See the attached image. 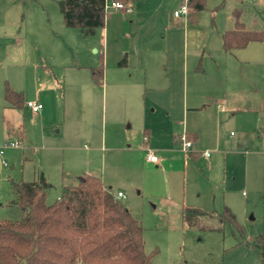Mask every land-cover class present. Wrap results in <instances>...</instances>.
<instances>
[{
  "label": "rangeland",
  "instance_id": "obj_1",
  "mask_svg": "<svg viewBox=\"0 0 264 264\" xmlns=\"http://www.w3.org/2000/svg\"><path fill=\"white\" fill-rule=\"evenodd\" d=\"M60 1L0 0V146L14 140L8 124L23 125L28 135L19 148L6 150L8 166L0 167V220L19 216L9 206V178L30 182L44 173L53 185L46 201L53 204L63 186L76 184L85 171L123 176L135 186L121 201L144 228L145 252L157 251L154 264H260L255 238L264 232V40L236 52L239 65L225 53L220 33L234 28L240 10L247 29L264 34V0H206L197 15L201 26L211 27L202 50L215 55L220 71L205 57L201 71L188 77L187 93L181 85L166 92L142 88L140 95L124 85L130 73L116 58L109 56L107 66L98 33L85 37L65 28ZM177 1L153 0L163 4L167 21L183 4ZM147 18L143 33L154 23ZM129 28L131 34L142 30ZM95 62L103 65L105 82L117 80V92L93 84ZM6 85L44 110L6 109ZM210 93L213 100L205 105ZM195 105L204 110H188ZM220 105L224 112H217ZM144 128L151 130L149 147L158 157L162 148H179L175 135L189 131L199 135L196 150L209 158L193 162L180 151L166 153V165L148 166L140 150ZM183 205L217 213L227 206L237 225L207 217L187 227Z\"/></svg>",
  "mask_w": 264,
  "mask_h": 264
},
{
  "label": "trees",
  "instance_id": "obj_2",
  "mask_svg": "<svg viewBox=\"0 0 264 264\" xmlns=\"http://www.w3.org/2000/svg\"><path fill=\"white\" fill-rule=\"evenodd\" d=\"M59 5L67 28L91 36L105 26L106 0H61ZM205 6L206 0L188 2L195 11ZM240 15V10L234 12L236 28L222 34L228 53L264 40L263 32L247 29ZM103 76V65L92 69L96 85L102 84ZM4 99L12 109L25 107L24 94L9 85ZM9 186L13 195L9 206L19 216L0 220V264H154L157 251L145 252L142 224L99 177L86 176L76 185L63 186L61 197L53 204L46 201L53 185L43 173L31 182L9 178ZM207 217H217L223 226L237 225L228 207L222 213L189 206L182 209V221L190 228ZM255 246L260 264H264V232L255 238Z\"/></svg>",
  "mask_w": 264,
  "mask_h": 264
},
{
  "label": "crops",
  "instance_id": "obj_3",
  "mask_svg": "<svg viewBox=\"0 0 264 264\" xmlns=\"http://www.w3.org/2000/svg\"><path fill=\"white\" fill-rule=\"evenodd\" d=\"M112 1L118 2L116 0H106L105 26L101 29L96 30V32L93 35H96V33H98L99 37L101 38V42H102L101 46L104 50L102 56L104 58L106 57L107 66H108L109 56H111L112 58H116L118 60V66L120 68H125L129 70L130 74L129 76H127L128 80L125 81L126 83L124 85L131 92L140 95L142 94L141 91L142 88H145L146 91L162 90L166 92V88L172 90L173 89L180 90L182 85L183 90H185V93H187L188 91L187 89L189 87L188 77L190 78V76H192L193 74H197L201 71V61L205 60V57L213 61L217 67V71H220L221 63H219V61L216 60L215 55H213V53L210 51L206 53L204 49L202 50V48H204V44H206V40L211 30V27L210 26L203 27V25L201 26L200 22L197 20V15L201 11H195L193 8H190L189 14L187 16L176 17L174 15V12L181 8V7L180 8L176 7L173 11V15L169 17V20L167 21L166 16L164 15V13H162L161 10L163 7L162 3L156 4L155 2H153V0H149L147 2H141L139 0H128L125 3L124 2H120V3L127 5L131 9L130 13L120 12L112 9V13L107 14V7L108 5H110ZM180 1L183 3L182 5H184L185 3L188 4L189 2V0H180ZM178 2L179 0L177 1V3ZM148 15L154 18L152 19L154 23L151 25L152 28H148L147 26V30L148 29L149 30L146 33L145 32L143 33L142 31H145L144 27L146 26L148 21L149 23L151 22L150 20L151 18L149 19L147 18ZM62 19H63V15H62ZM129 19L131 20L130 22H128ZM234 24L235 25L233 29H229L226 31L234 30L236 28V23L234 22ZM137 25L140 26L139 29H142L141 32L131 34V32L129 31L130 30L129 27L132 26L133 29L136 31ZM204 28L206 29L205 34L203 33ZM226 31L224 32L222 31L220 33L222 47H223L222 34L225 33ZM82 35L84 34L82 33ZM110 40L112 41L111 43L116 42L114 46L111 45L112 47H110L109 45ZM250 45H248L244 49H238L231 53H228L225 50L224 51L227 55H229L232 59H234V61H237L239 65H243L242 64L243 62H241L240 59L237 57L236 52L243 51L247 49ZM123 60H125V65L121 66L120 62H122ZM93 64L94 67H90L91 73H92V69L101 66L100 63L95 62ZM231 66L235 67V64H233L232 62ZM220 76L221 75H219V77ZM104 82H105V71H104L102 84L96 85L94 81L93 84L97 87L101 86L102 89L105 90H107L109 87H112L115 89L114 92L118 91L117 89L119 83H117V80L108 81V78L106 77L105 84ZM216 90L218 91L219 89ZM146 91H144L145 94ZM213 96L214 94L210 93L204 97L205 105L209 100H213L212 99ZM185 101H187V99H185ZM214 102L217 103L216 101ZM25 103L24 105L25 107H27ZM224 103H227L226 99H224ZM185 108H188L186 102H185ZM6 109H12V108L8 107L7 105ZM28 109L34 115H38L41 113L42 110H44V107L39 112H34L30 108ZM188 110L201 111L204 110V105L201 106L195 105V107H191V109ZM225 110L226 109L225 107H223V105L217 107V112H224ZM138 111L141 113L142 112L141 108H139ZM237 111L238 110H236V112ZM129 127L131 126L129 125ZM143 130H144L143 148H140V150L144 151L143 152L145 156L144 164L152 167L155 166V168H159V166L161 165L162 166L166 165V161H167L166 153H172L175 155L180 153V151L186 153L183 150L184 147H183V142L181 140L183 136L175 135L174 137L175 144L179 146V148L174 146L168 150H166V147L162 148L161 150H159L161 156L158 157L157 153L155 151H152L149 147V143L151 140V130L148 128H144ZM7 135L9 139L14 138L20 140L22 144H24V141L28 139L27 132L23 127V125L14 126L12 124H8ZM184 136L189 137L190 140L188 138L187 139L192 143V146L190 148L192 150L189 152L190 150L189 149L186 154L187 155L186 157L188 159H191L193 162H198L200 160V157L209 158V156H206L205 153H201L200 151L196 150V148L194 147V143L199 144V135L196 132L185 131ZM148 152H151L152 154L158 157V163H151L147 160ZM11 169H14V167L12 166ZM40 174L41 172L37 173V176L34 180H36ZM86 176H95L100 178V176L98 175L91 174L85 171L84 174L77 175L76 184L82 181ZM100 179L102 180L105 187L111 190V192L120 201L121 199L123 200L127 199L124 191L125 190L130 191L132 190V187L135 186V183H133L132 180H130L129 178H125L123 176L120 178L119 177L112 178L109 177V175H103V177ZM76 184H71V185H76ZM120 192L125 195V198L118 197V193ZM183 207L184 205L180 210L181 218H182Z\"/></svg>",
  "mask_w": 264,
  "mask_h": 264
},
{
  "label": "built area",
  "instance_id": "obj_4",
  "mask_svg": "<svg viewBox=\"0 0 264 264\" xmlns=\"http://www.w3.org/2000/svg\"><path fill=\"white\" fill-rule=\"evenodd\" d=\"M109 6L112 9L120 11V12H126V13L131 12V9L127 5L120 3V2L112 1ZM188 14H189V7H188L187 3L182 5L179 10H176L174 12V15L176 17L187 16ZM25 104L28 108H30L34 112H39L43 108V105L40 103H37V102H26ZM181 140L183 142V147H184L183 150L187 153L188 150L191 148L192 143H191V141H189L187 139L186 136H183L181 138ZM20 146H21V141L17 140V139H14L8 143H5L3 146H0V167H2V166L7 167L8 166V163L4 160V155H5L6 150H8L10 148H13V149L19 148ZM205 155L209 156V153H205ZM147 160L151 163H158V157L155 156L154 154H152L151 152H148ZM118 197L119 198H125V195L120 192V193H118Z\"/></svg>",
  "mask_w": 264,
  "mask_h": 264
}]
</instances>
